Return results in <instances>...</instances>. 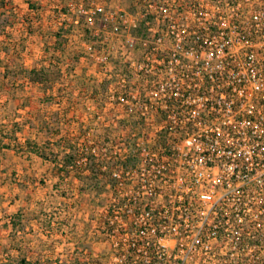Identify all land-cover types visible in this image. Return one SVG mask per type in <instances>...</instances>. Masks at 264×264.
Wrapping results in <instances>:
<instances>
[{
	"label": "built area",
	"instance_id": "1",
	"mask_svg": "<svg viewBox=\"0 0 264 264\" xmlns=\"http://www.w3.org/2000/svg\"><path fill=\"white\" fill-rule=\"evenodd\" d=\"M79 11L105 31L101 62L123 37L110 107L139 128L106 136L107 248L89 264H264V0Z\"/></svg>",
	"mask_w": 264,
	"mask_h": 264
},
{
	"label": "rangeland",
	"instance_id": "2",
	"mask_svg": "<svg viewBox=\"0 0 264 264\" xmlns=\"http://www.w3.org/2000/svg\"><path fill=\"white\" fill-rule=\"evenodd\" d=\"M91 1L0 0V264H89L105 255V139L139 128L110 107L108 74L126 71L127 55L112 33L109 62L91 55L107 48L103 30L92 33L97 16L79 11Z\"/></svg>",
	"mask_w": 264,
	"mask_h": 264
},
{
	"label": "trees",
	"instance_id": "3",
	"mask_svg": "<svg viewBox=\"0 0 264 264\" xmlns=\"http://www.w3.org/2000/svg\"><path fill=\"white\" fill-rule=\"evenodd\" d=\"M85 157H87V156H85ZM89 158H90V156H88ZM82 158H84V156H82ZM92 158V157H91ZM93 160V159H92ZM23 264H35V262H31V261H29V260H26V259H24L23 260Z\"/></svg>",
	"mask_w": 264,
	"mask_h": 264
}]
</instances>
